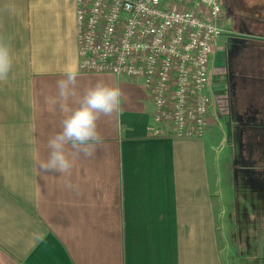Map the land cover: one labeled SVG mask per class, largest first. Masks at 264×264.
I'll return each mask as SVG.
<instances>
[{
    "label": "crops",
    "instance_id": "0c3cea01",
    "mask_svg": "<svg viewBox=\"0 0 264 264\" xmlns=\"http://www.w3.org/2000/svg\"><path fill=\"white\" fill-rule=\"evenodd\" d=\"M75 12L74 0H0V34L13 37L15 58L0 83V264H264V130L245 129L246 112L236 117L227 100L213 105L202 137L165 129L155 138L141 85L79 72L81 91L102 81L126 99L119 113L98 121L103 143L70 177L41 172L48 140L65 118L46 98L68 68H78ZM253 36L241 39L264 45ZM240 51L230 59V83L241 91L239 107H257L264 122V100L251 104L252 89L264 96V52L246 71L236 66ZM224 64L213 63L220 75L214 69L212 87L220 91ZM247 138L256 139L255 150ZM222 141L234 157L231 218L216 196L214 155Z\"/></svg>",
    "mask_w": 264,
    "mask_h": 264
},
{
    "label": "built area",
    "instance_id": "2783aa9c",
    "mask_svg": "<svg viewBox=\"0 0 264 264\" xmlns=\"http://www.w3.org/2000/svg\"><path fill=\"white\" fill-rule=\"evenodd\" d=\"M78 70L141 85L151 137H202L217 98L213 63L225 31L221 0H74ZM216 70V69H215Z\"/></svg>",
    "mask_w": 264,
    "mask_h": 264
},
{
    "label": "clouds",
    "instance_id": "9594fccd",
    "mask_svg": "<svg viewBox=\"0 0 264 264\" xmlns=\"http://www.w3.org/2000/svg\"><path fill=\"white\" fill-rule=\"evenodd\" d=\"M12 41L11 35L0 34V83L6 82L14 70ZM78 79V68H68L56 82L55 95L46 98L49 107L64 113L65 118L61 129L48 140V156L39 163L42 173L70 177L77 161L93 155L103 143L98 121L119 113L126 99L121 88L102 81L81 91ZM65 186L75 188L67 179Z\"/></svg>",
    "mask_w": 264,
    "mask_h": 264
},
{
    "label": "rangeland",
    "instance_id": "374dc122",
    "mask_svg": "<svg viewBox=\"0 0 264 264\" xmlns=\"http://www.w3.org/2000/svg\"><path fill=\"white\" fill-rule=\"evenodd\" d=\"M223 4V0H221ZM228 4L224 5V14L219 25L225 31V35L219 38V51L215 55L218 60L226 58L220 53H223L229 44H227V35H239L243 37L246 35L248 38H254L253 34L261 35L264 37V0H227ZM235 33V34H234ZM237 33V34H236ZM250 44L246 45L240 51L241 59H237L236 66H240V69L253 70L252 60L256 63L261 56V52H264V45L257 46L254 41L246 42ZM222 50V51H221ZM225 54V52H224ZM214 75H220V70H215ZM218 107L225 106V100L217 98ZM253 132V137L256 131ZM236 143V141H234ZM257 142L255 139H248L246 145L248 149L255 150ZM236 145L233 147L236 151ZM218 152L215 153V167L216 174L218 175L216 181V196L219 200L220 211L226 213L225 218H231L233 209L235 206V194L233 186V171L234 165L233 151L223 141L218 146ZM255 153V151H253ZM255 155V154H254ZM230 220V219H229ZM221 232L223 235L227 233V230L222 226ZM256 243L260 241V235L254 234ZM228 238V237H227ZM241 247H239L240 249Z\"/></svg>",
    "mask_w": 264,
    "mask_h": 264
},
{
    "label": "flooded vegetation",
    "instance_id": "af4514ba",
    "mask_svg": "<svg viewBox=\"0 0 264 264\" xmlns=\"http://www.w3.org/2000/svg\"><path fill=\"white\" fill-rule=\"evenodd\" d=\"M223 4H222V10H223V14L225 12L224 10V5L228 4L229 2H227V0H223ZM235 34V33H234ZM237 34V33H236ZM245 40L244 39H241V37H239L238 35L237 36H229L227 37V44L228 47L226 48V50L224 51L225 52V55H226V58H225V64L223 66V68L225 69L226 71V79L225 77H223V83H221V85L223 84V90L226 91V94H227V101L229 102V93L230 91H232L235 87H236V84L235 83H230V80H231V76H230V73H231V56H233V54H237L239 55L238 51L240 49H242L243 47L246 46V43L244 42ZM239 59H241V56L239 57ZM245 89V86L243 87ZM257 111L255 110V112L252 114V115H249L248 117H246L245 121H244V125L243 127L245 129L247 128H256L257 127V123H258V120H257ZM252 135L253 136V133H250V134H246V137L247 136H250ZM256 136V134L254 135ZM248 139V138H247ZM246 139V142L248 141ZM256 141V139H255ZM239 142V141H238ZM243 162L242 159L240 160V163Z\"/></svg>",
    "mask_w": 264,
    "mask_h": 264
},
{
    "label": "trees",
    "instance_id": "16d2710c",
    "mask_svg": "<svg viewBox=\"0 0 264 264\" xmlns=\"http://www.w3.org/2000/svg\"><path fill=\"white\" fill-rule=\"evenodd\" d=\"M240 92L241 91H237L236 87H235L229 93V102H230L229 104L231 105V110L233 112L232 114H235V116L238 117L240 112L244 110L243 112H246V114H247L246 116L252 115L255 112V110L256 111L258 110L257 107H254L252 105H249V106L244 107V108L243 107H239V105H241L240 102H239L240 96H241ZM251 92H252L251 93L252 95L254 94L255 96H257V99L254 102H252L251 104H259V103H261L264 100V96L262 94H260V92L255 93L254 89H252ZM244 94L242 93V95H244ZM258 117H261V116H257L256 118H258ZM257 127H260L261 129L264 130V128H263L264 127V122H258L257 123ZM256 128H254L253 130H255Z\"/></svg>",
    "mask_w": 264,
    "mask_h": 264
},
{
    "label": "water",
    "instance_id": "95a60500",
    "mask_svg": "<svg viewBox=\"0 0 264 264\" xmlns=\"http://www.w3.org/2000/svg\"><path fill=\"white\" fill-rule=\"evenodd\" d=\"M227 36H237V35H231V34H229V35H227ZM239 36V35H238ZM239 37H241V36H239ZM241 38H243V37H241Z\"/></svg>",
    "mask_w": 264,
    "mask_h": 264
}]
</instances>
